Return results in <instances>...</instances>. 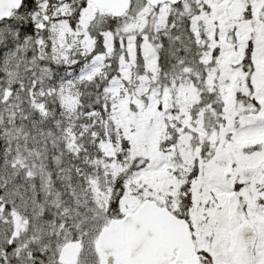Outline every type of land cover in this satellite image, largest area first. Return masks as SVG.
I'll use <instances>...</instances> for the list:
<instances>
[{
	"label": "snow or ice",
	"instance_id": "obj_1",
	"mask_svg": "<svg viewBox=\"0 0 264 264\" xmlns=\"http://www.w3.org/2000/svg\"><path fill=\"white\" fill-rule=\"evenodd\" d=\"M0 264H264V0H0Z\"/></svg>",
	"mask_w": 264,
	"mask_h": 264
}]
</instances>
